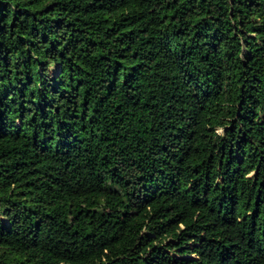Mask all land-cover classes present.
I'll return each instance as SVG.
<instances>
[{
	"label": "trees",
	"instance_id": "1",
	"mask_svg": "<svg viewBox=\"0 0 264 264\" xmlns=\"http://www.w3.org/2000/svg\"><path fill=\"white\" fill-rule=\"evenodd\" d=\"M0 264H264V0H0Z\"/></svg>",
	"mask_w": 264,
	"mask_h": 264
}]
</instances>
